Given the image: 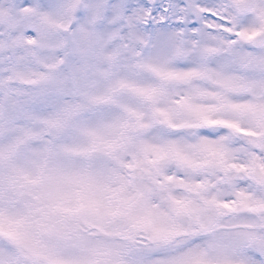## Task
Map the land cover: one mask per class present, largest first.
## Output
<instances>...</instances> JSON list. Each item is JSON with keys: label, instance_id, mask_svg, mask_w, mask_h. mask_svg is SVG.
I'll use <instances>...</instances> for the list:
<instances>
[{"label": "snow or ice", "instance_id": "snow-or-ice-1", "mask_svg": "<svg viewBox=\"0 0 264 264\" xmlns=\"http://www.w3.org/2000/svg\"><path fill=\"white\" fill-rule=\"evenodd\" d=\"M0 264H264V0H0Z\"/></svg>", "mask_w": 264, "mask_h": 264}]
</instances>
